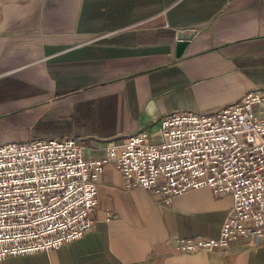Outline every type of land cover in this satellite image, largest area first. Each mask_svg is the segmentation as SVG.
<instances>
[{
    "label": "crops",
    "instance_id": "crops-1",
    "mask_svg": "<svg viewBox=\"0 0 264 264\" xmlns=\"http://www.w3.org/2000/svg\"><path fill=\"white\" fill-rule=\"evenodd\" d=\"M180 31L196 32L182 51ZM257 89L264 0H0V145L72 138L102 157L101 143L122 149L168 114L214 113ZM150 103L157 119L142 126ZM233 206L209 188L165 203L109 165L91 231L0 264H264V240L177 251L180 238H218Z\"/></svg>",
    "mask_w": 264,
    "mask_h": 264
},
{
    "label": "built area",
    "instance_id": "built-area-1",
    "mask_svg": "<svg viewBox=\"0 0 264 264\" xmlns=\"http://www.w3.org/2000/svg\"><path fill=\"white\" fill-rule=\"evenodd\" d=\"M97 151L103 156H89L72 138L0 145V262L59 250L91 231L109 165L126 189L165 203L201 188L233 198L219 237L177 239L181 254L225 253L235 243L253 249L264 240V91L214 113L168 114L156 132Z\"/></svg>",
    "mask_w": 264,
    "mask_h": 264
},
{
    "label": "water",
    "instance_id": "water-1",
    "mask_svg": "<svg viewBox=\"0 0 264 264\" xmlns=\"http://www.w3.org/2000/svg\"><path fill=\"white\" fill-rule=\"evenodd\" d=\"M196 35L195 31H180L178 33V40H179V49L182 51L185 49L189 41L193 39ZM147 118L143 121L142 126H145L151 123L153 120L157 119V113L155 109L154 103H150L147 109Z\"/></svg>",
    "mask_w": 264,
    "mask_h": 264
}]
</instances>
